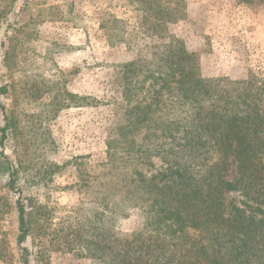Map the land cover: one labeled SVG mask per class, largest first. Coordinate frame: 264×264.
<instances>
[{
  "label": "rangeland",
  "instance_id": "obj_1",
  "mask_svg": "<svg viewBox=\"0 0 264 264\" xmlns=\"http://www.w3.org/2000/svg\"><path fill=\"white\" fill-rule=\"evenodd\" d=\"M169 1L161 8L177 15L172 22L129 0H0V264H103L89 254L104 223L94 178L122 123L131 76L123 65L138 62L132 86L146 95L153 80L141 70L165 75L166 60L162 69L157 60L174 41L194 54L204 80L264 83V4ZM236 166L231 158L229 180ZM20 206L29 232L22 243ZM143 226L135 209L116 231Z\"/></svg>",
  "mask_w": 264,
  "mask_h": 264
},
{
  "label": "trees",
  "instance_id": "obj_2",
  "mask_svg": "<svg viewBox=\"0 0 264 264\" xmlns=\"http://www.w3.org/2000/svg\"><path fill=\"white\" fill-rule=\"evenodd\" d=\"M129 2L153 6L158 22L177 18L161 8L169 0ZM162 54L157 66L166 60L165 75L141 70L144 81L153 80L146 95L139 82L132 86L138 62L122 66L131 76L124 77L122 123L94 178L104 223L101 244L91 242L89 254L103 264H264V83L204 80L194 54L174 41ZM231 193L240 200H228ZM135 209L142 230L117 234V221ZM18 211L22 243L29 232L24 206Z\"/></svg>",
  "mask_w": 264,
  "mask_h": 264
}]
</instances>
